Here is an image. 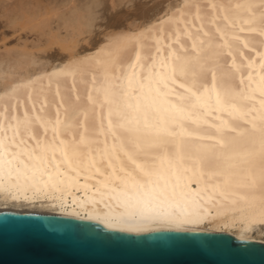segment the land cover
<instances>
[{
  "label": "bare ground",
  "instance_id": "obj_1",
  "mask_svg": "<svg viewBox=\"0 0 264 264\" xmlns=\"http://www.w3.org/2000/svg\"><path fill=\"white\" fill-rule=\"evenodd\" d=\"M113 32L0 63V211L264 245V0H179Z\"/></svg>",
  "mask_w": 264,
  "mask_h": 264
},
{
  "label": "water",
  "instance_id": "obj_2",
  "mask_svg": "<svg viewBox=\"0 0 264 264\" xmlns=\"http://www.w3.org/2000/svg\"><path fill=\"white\" fill-rule=\"evenodd\" d=\"M0 264H264V245L223 233H129L94 221L0 211Z\"/></svg>",
  "mask_w": 264,
  "mask_h": 264
},
{
  "label": "rangeland",
  "instance_id": "obj_3",
  "mask_svg": "<svg viewBox=\"0 0 264 264\" xmlns=\"http://www.w3.org/2000/svg\"><path fill=\"white\" fill-rule=\"evenodd\" d=\"M178 1L0 0V63L25 65L32 72L62 62L73 44L81 52L94 49L113 31L141 26ZM77 23L80 29H75ZM20 70L26 72L25 67Z\"/></svg>",
  "mask_w": 264,
  "mask_h": 264
}]
</instances>
